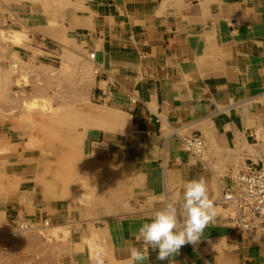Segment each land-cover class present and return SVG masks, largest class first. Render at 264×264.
Segmentation results:
<instances>
[{"label":"crops","instance_id":"obj_1","mask_svg":"<svg viewBox=\"0 0 264 264\" xmlns=\"http://www.w3.org/2000/svg\"><path fill=\"white\" fill-rule=\"evenodd\" d=\"M66 1L63 25L72 38L79 30L80 51L97 67L104 104L130 119V130L120 140L121 160L144 177V196L124 197L129 205H114L111 212L105 208L99 217L105 221L94 224L109 241V264H129L130 249L144 247L134 233L168 202L182 205L186 183L201 178L216 216L200 241L183 246L172 264H264V236L232 226L233 213L218 203L229 181L228 167L239 158L264 155V0ZM77 6L87 7L85 19L75 21ZM43 16L42 9V27ZM58 39L55 48L47 45L55 49L50 54L56 62L62 61L65 47ZM226 125L232 142L213 130ZM197 131L203 132L206 147L193 155L183 148V138ZM146 194L153 195L150 203ZM58 213L46 217L56 223L50 227L66 231L62 225L70 222L80 242L89 237L84 223L90 219L80 215L78 206ZM73 253L80 264L85 254ZM148 254L144 264H170L159 261L150 247Z\"/></svg>","mask_w":264,"mask_h":264},{"label":"rangeland","instance_id":"obj_2","mask_svg":"<svg viewBox=\"0 0 264 264\" xmlns=\"http://www.w3.org/2000/svg\"><path fill=\"white\" fill-rule=\"evenodd\" d=\"M68 5L0 0V32L19 36L12 40L0 33V264H78L73 252L79 249L85 254L80 264H96L98 256L109 264V241L94 224L105 221L99 218L105 208L111 212L114 205H129L124 197L145 194L144 177L121 160L120 140L130 119L104 104L97 67L80 51L79 30L72 38L63 25ZM75 9V21L89 15L87 7ZM57 39L65 44L60 62L52 60L55 49L47 48H55ZM229 125L213 128L226 142H232ZM147 195L150 203L153 195ZM8 199L14 201L3 203ZM72 205L90 219L82 242L70 231L72 223L62 225L66 231L44 223L47 216L69 213ZM22 222L33 229L22 230Z\"/></svg>","mask_w":264,"mask_h":264},{"label":"clouds","instance_id":"obj_3","mask_svg":"<svg viewBox=\"0 0 264 264\" xmlns=\"http://www.w3.org/2000/svg\"><path fill=\"white\" fill-rule=\"evenodd\" d=\"M179 195V194H178ZM216 211L210 199L207 184L203 178L186 183L183 203L179 207L168 202L164 208L155 212L151 222L144 223L134 237L144 247L130 249L129 264H144L149 260L148 248L157 251L159 261L174 262L180 249L196 245L206 227L214 220ZM96 264H103L98 256Z\"/></svg>","mask_w":264,"mask_h":264},{"label":"built area","instance_id":"obj_4","mask_svg":"<svg viewBox=\"0 0 264 264\" xmlns=\"http://www.w3.org/2000/svg\"><path fill=\"white\" fill-rule=\"evenodd\" d=\"M94 55L91 51L90 57ZM204 146L202 131L183 138V148L193 155L200 153ZM227 172L229 181L222 185L218 203L233 213L234 227L248 234L264 236V155L256 160L239 158ZM48 220L44 219L45 225ZM20 227L30 228V223L24 222Z\"/></svg>","mask_w":264,"mask_h":264},{"label":"bare ground","instance_id":"obj_5","mask_svg":"<svg viewBox=\"0 0 264 264\" xmlns=\"http://www.w3.org/2000/svg\"><path fill=\"white\" fill-rule=\"evenodd\" d=\"M205 147H206V144H205V146L203 147V149H202V151L200 152V153H197V154H202L203 153V151H204V149H205ZM22 224H24V223H22ZM49 224H50V220H48V224H47V226H49ZM21 229L22 230H31V229H33V225L32 224H30V228L28 227H26V228H22L21 227Z\"/></svg>","mask_w":264,"mask_h":264}]
</instances>
